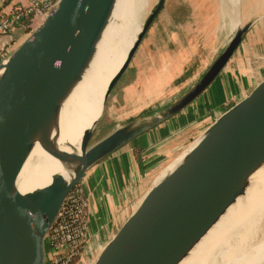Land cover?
Returning a JSON list of instances; mask_svg holds the SVG:
<instances>
[{"label": "water", "instance_id": "water-1", "mask_svg": "<svg viewBox=\"0 0 264 264\" xmlns=\"http://www.w3.org/2000/svg\"><path fill=\"white\" fill-rule=\"evenodd\" d=\"M165 2L157 0L144 21L98 103L99 117L78 146L61 140V117L90 72L117 0H58L0 63V264H46L47 239L70 193L98 164L156 129H187L211 119L197 136L178 137L179 145L152 172L125 220L89 264H182L264 170V75L256 74L246 90L232 87L199 100L253 22L236 27L174 105L114 125L110 134L91 144L112 91ZM37 145L61 165L65 176L54 175L48 186L21 194L17 179Z\"/></svg>", "mask_w": 264, "mask_h": 264}, {"label": "crops", "instance_id": "crops-1", "mask_svg": "<svg viewBox=\"0 0 264 264\" xmlns=\"http://www.w3.org/2000/svg\"><path fill=\"white\" fill-rule=\"evenodd\" d=\"M25 1L0 0V11L3 9L9 10L18 3L25 4ZM233 1L190 0V3H183L185 4L184 6L190 9V14L180 21L175 17L176 29L187 31V34H189L183 43L184 45L180 44L181 48L185 50L184 54L190 53L192 57L194 55L210 56L201 73L210 64L213 57L226 45L238 25L244 26L249 22H253L243 43L215 81V85L213 84L200 97V101H207L213 96L227 92L232 87H240L246 90L254 85L255 80H257L256 74L259 75L258 78L264 75V64L252 69L249 62L245 63L248 60H253L255 63L257 61L264 63V0H235L237 19H235L236 23L231 28V24L223 18V13L226 10L232 11L235 9ZM237 10H239L238 15ZM223 24H226L224 30H222ZM28 34L20 29L17 30L13 35L14 46L20 45L27 38ZM16 35L17 37L15 38ZM181 35H183V32ZM181 51L183 52L182 49ZM185 55L183 60H185ZM164 77H166V73ZM154 85L156 84L154 83L150 86L153 90L157 89ZM173 128V125H170L165 128L156 129L139 138V141H135L139 147L147 148L149 160L151 156L157 155L155 157L156 163H154L155 160L146 163L145 170L148 169L147 179L159 167L161 161L169 157L174 148L179 145V138H165V135ZM182 128L184 129V127ZM158 143L159 146L163 145L160 150H156ZM164 173H161L156 180L158 181ZM143 174L144 172L141 170L130 149L116 153L98 164L87 174L82 185L87 193L89 204V238H93L96 241L105 234L104 241L122 224L134 200L146 185L147 180L139 184V177H142ZM123 208H126V212L121 220L117 221V216ZM95 246H97V243L87 247L81 264L85 262L86 256L91 254Z\"/></svg>", "mask_w": 264, "mask_h": 264}, {"label": "bare ground", "instance_id": "bare-ground-1", "mask_svg": "<svg viewBox=\"0 0 264 264\" xmlns=\"http://www.w3.org/2000/svg\"><path fill=\"white\" fill-rule=\"evenodd\" d=\"M152 1L154 0H117L90 72L76 89L62 114V141L78 146L83 132L99 117L98 103L102 102L109 81L125 60ZM232 3L235 4V9L223 13V18L231 24V28L237 19L235 0ZM223 10L220 9L222 12ZM39 24L40 22L35 23L34 29ZM225 28L226 24H223L222 30ZM226 66L203 94L219 78ZM172 105L174 103L161 112ZM173 166L166 169L162 177ZM54 175L65 176V173L61 165L37 145L18 176L17 188L21 194L32 192L48 186ZM252 181L245 197L237 201L182 264H258L263 260L264 243H257L264 240V170L256 174Z\"/></svg>", "mask_w": 264, "mask_h": 264}, {"label": "rangeland", "instance_id": "rangeland-1", "mask_svg": "<svg viewBox=\"0 0 264 264\" xmlns=\"http://www.w3.org/2000/svg\"><path fill=\"white\" fill-rule=\"evenodd\" d=\"M156 2L157 0L152 1V6H150L143 17L141 27ZM184 2L187 4L190 3V0H166L163 10L146 35L129 69L112 91V94L105 105L102 121L93 136L91 144L110 134L114 130V125L123 124L135 117L150 116L161 112L173 100L184 93L188 86L201 73L202 68L205 66L210 56L194 55L192 57L188 52H186L188 54L185 55V50L181 48L180 44L185 42L189 34H187V31H181L180 29L177 30L175 27V17L180 21L181 19L184 20V18L190 14V9L184 6ZM182 32L183 35H181ZM16 37L17 35L15 38ZM184 55L185 60H183ZM247 62H249L252 69L264 64L262 61H257L255 63L253 60H248L245 63ZM165 73L166 77H164ZM154 83L156 84L154 86H156L157 89L153 90L150 86ZM210 123L211 119L208 120L206 124L195 123L192 126L190 125L187 129L173 126L174 128L165 135V138L173 139L174 137L183 138V136H197ZM147 134L148 133L143 136ZM143 136L139 138H142ZM135 141L118 150L110 157L120 151L130 149L135 156L138 165L141 167V170L144 172L142 177H139V184H142L147 180L148 176V169L145 170L146 163H149L150 161L153 162L157 155L151 156V159L149 160L147 148L139 147ZM159 143L157 144L158 147H156V150H160L163 146H159ZM154 163H156V160ZM165 170L163 172H165ZM125 212L126 208H123L117 216V221L119 219L121 220ZM104 238L105 234L96 241L93 238L87 237L86 250L91 244L97 243V246L93 248L90 255L86 256L84 264H89L91 258L98 254L100 250L99 245L104 242ZM262 243H264V240L257 244ZM258 264H264V258Z\"/></svg>", "mask_w": 264, "mask_h": 264}, {"label": "built area", "instance_id": "built-area-1", "mask_svg": "<svg viewBox=\"0 0 264 264\" xmlns=\"http://www.w3.org/2000/svg\"><path fill=\"white\" fill-rule=\"evenodd\" d=\"M58 0H26L9 10L0 11V63L14 49L17 30L30 33L35 23L47 17ZM89 204L82 184L78 185L61 207L46 243V264H81L87 244ZM84 264V263H83Z\"/></svg>", "mask_w": 264, "mask_h": 264}]
</instances>
